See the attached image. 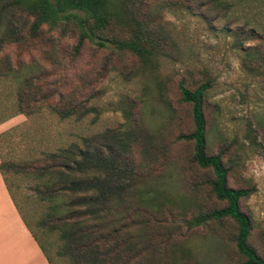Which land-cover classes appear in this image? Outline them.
Returning a JSON list of instances; mask_svg holds the SVG:
<instances>
[{"label":"rangeland","instance_id":"obj_1","mask_svg":"<svg viewBox=\"0 0 264 264\" xmlns=\"http://www.w3.org/2000/svg\"><path fill=\"white\" fill-rule=\"evenodd\" d=\"M223 1L227 4L148 0L142 5L141 14L147 13L161 41L153 65L110 41L101 46L86 39L75 53L80 33L73 23L65 31L63 23L58 28L46 24L38 37L0 48L3 158L20 163L85 135L125 129L127 110L142 128L131 150L141 177L139 186L145 193L158 194L164 203L159 210L149 208L141 215L156 248L154 264H241L246 259L238 250L239 228L232 218L194 228L185 222L227 203L211 191L213 171L194 162V141L179 137L194 129L192 105L182 101L181 82L190 89L210 83L204 98L207 150L223 152L229 186L253 189L241 207L252 221L250 243L264 257V124L260 123L264 122V66L259 73L249 68L256 66L251 54L264 56V0ZM10 3L0 0L2 28L12 17L22 27L32 22L20 6L12 13L6 11ZM4 70L32 76L33 86L27 91L31 96L37 92L30 99L33 113L19 112L16 77ZM69 97L94 104L100 116L62 119L48 107ZM8 176L35 229L34 215L41 210L33 201V178L12 172ZM54 239L50 236L49 241ZM54 262L60 263L57 257Z\"/></svg>","mask_w":264,"mask_h":264},{"label":"trees","instance_id":"obj_2","mask_svg":"<svg viewBox=\"0 0 264 264\" xmlns=\"http://www.w3.org/2000/svg\"><path fill=\"white\" fill-rule=\"evenodd\" d=\"M147 1L12 0L6 11L12 13L20 6L33 20L22 27L21 22L12 17L2 28L3 15L0 14V48L12 42H24L26 37H38L46 24L58 28L63 23L65 31L73 23L80 33L75 53L79 52L86 39L101 46L110 41L117 49L153 65L160 55L161 41L159 34L151 28L147 13L140 12V7ZM200 1L204 5L203 0ZM214 1L227 4L223 0ZM116 31L129 36H119ZM251 56L256 66L250 64L249 68L259 73L264 66V56L256 53ZM3 73L16 77L19 112L33 113L30 99L37 92L31 96L32 92L27 91L33 86L32 76L24 73L23 77L12 70H4ZM209 86L207 81L190 89L184 82L180 83L182 101L192 105L194 129L179 137L194 141V162L213 171L211 191L227 204L199 212L185 222L188 228H194L211 220L232 218L239 228L236 236L238 250L246 258L241 264H264V257L250 243L253 225L241 207L242 199L253 189L229 186V167L224 163L223 152L210 154L207 150L204 98ZM48 107L62 119L72 116L83 119L94 114L96 120L101 114L94 104L74 101L70 97L61 104H49ZM126 117L125 129H106L85 135L80 141L53 151H43L20 163L3 158L0 151V171L7 188L50 264H154L156 248L141 215L149 208L159 210L164 203L160 202L158 194L145 193L139 186L141 177L131 158V150L143 130L128 110ZM260 123L264 124L263 121ZM10 172L24 173L33 178V201L41 210L39 215H34L35 229L14 194L8 176ZM50 236L55 239L49 241ZM56 257L60 263L54 262Z\"/></svg>","mask_w":264,"mask_h":264},{"label":"crops","instance_id":"obj_3","mask_svg":"<svg viewBox=\"0 0 264 264\" xmlns=\"http://www.w3.org/2000/svg\"><path fill=\"white\" fill-rule=\"evenodd\" d=\"M0 264H50L15 206L1 171Z\"/></svg>","mask_w":264,"mask_h":264}]
</instances>
